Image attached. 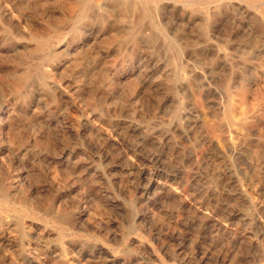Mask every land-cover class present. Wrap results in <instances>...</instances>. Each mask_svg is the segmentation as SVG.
Returning <instances> with one entry per match:
<instances>
[{"label": "rangeland", "instance_id": "rangeland-1", "mask_svg": "<svg viewBox=\"0 0 264 264\" xmlns=\"http://www.w3.org/2000/svg\"><path fill=\"white\" fill-rule=\"evenodd\" d=\"M98 1L0 0V264H264V0Z\"/></svg>", "mask_w": 264, "mask_h": 264}, {"label": "bare ground", "instance_id": "bare-ground-1", "mask_svg": "<svg viewBox=\"0 0 264 264\" xmlns=\"http://www.w3.org/2000/svg\"><path fill=\"white\" fill-rule=\"evenodd\" d=\"M99 1H101V0H99ZM98 1V2H99ZM112 1V0H111ZM148 1V0H147ZM152 1V0H151ZM159 1V0H158ZM161 1V0H160ZM132 2V1H131ZM131 2H130V4H131ZM112 3V2H111ZM121 3V2H120ZM97 4V3H96ZM99 4V3H98ZM114 4V3H113ZM152 4V3H151ZM159 4H161V3H159ZM163 4H165V3H163ZM138 5V4H137ZM127 6V5H126ZM129 6V5H128ZM151 6V5H150ZM158 6V5H157ZM214 6V5H213ZM119 7H121V6H119ZM131 7V6H130ZM83 8V7H82ZM81 8V9H82ZM125 8V7H124ZM134 8V7H133ZM135 8H136V6H135ZM165 8V7H164ZM213 8V7H212ZM77 9V8H76ZM121 9V8H120ZM131 9H132V7H131ZM167 9V8H166ZM102 10V9H101ZM152 10V9H151ZM178 10V9H177ZM210 10V9H209ZM91 11V10H90ZM133 11V10H132ZM212 11V10H211ZM126 12V11H125ZM156 12V11H155ZM172 12V11H171ZM244 12H246V11H244ZM90 13V12H89ZM131 13V12H130ZM149 13H151V12H149ZM177 13H178V11H177ZM245 14V13H244ZM141 15V14H140ZM175 16V15H174ZM188 17V16H187ZM133 18H134V16H133ZM140 18V17H139ZM143 18V17H142ZM175 19V18H174ZM141 21V20H140ZM180 21H181V19H180ZM137 22H139V21H137ZM176 22V21H175ZM174 22V23H175ZM204 22V21H203ZM148 24V23H147ZM194 24H195V22H194ZM136 25V24H135ZM134 25V26H135ZM142 25V24H141ZM148 26V25H147ZM188 26V25H187ZM186 26V27H187ZM192 26V25H191ZM132 27V26H131ZM145 27V26H144ZM133 29H135V27L133 28ZM132 30V29H131ZM145 31V30H144ZM147 31H148V29H147ZM143 32V31H142ZM148 33V32H147ZM132 34V33H131ZM135 34V33H134ZM144 34V33H143ZM34 35H36V34H34ZM128 35V34H127ZM137 35V34H136ZM148 35V34H147ZM147 35H146V37H147ZM37 36V35H36ZM37 37H39V36H37ZM42 38V37H41ZM148 38H149V36H148ZM262 49V48H261ZM263 50V49H262ZM116 130V129H115ZM119 130V129H118ZM117 130V131H118ZM121 132V131H120ZM118 134V133H117ZM119 136V135H118ZM131 146H132V144H131ZM138 147V146H137ZM136 148V147H135ZM163 153V152H162ZM150 156V155H149ZM152 158V157H151ZM157 159V158H156ZM153 160H155V159H153ZM156 165V164H155ZM160 167V166H159ZM161 168V167H160ZM174 176V175H173ZM172 176V177H173ZM174 178H176V177H174ZM173 180V179H172ZM195 202V201H194ZM197 203V202H196ZM204 208H205V206H204ZM224 209V208H223ZM212 211V210H211ZM114 263V262H113Z\"/></svg>", "mask_w": 264, "mask_h": 264}]
</instances>
